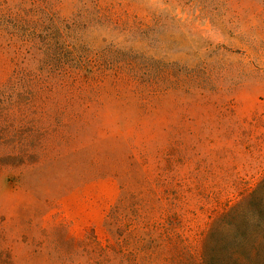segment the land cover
I'll use <instances>...</instances> for the list:
<instances>
[{"label":"rangeland","instance_id":"rangeland-1","mask_svg":"<svg viewBox=\"0 0 264 264\" xmlns=\"http://www.w3.org/2000/svg\"><path fill=\"white\" fill-rule=\"evenodd\" d=\"M260 185L264 0H0V264H205Z\"/></svg>","mask_w":264,"mask_h":264},{"label":"trees","instance_id":"trees-1","mask_svg":"<svg viewBox=\"0 0 264 264\" xmlns=\"http://www.w3.org/2000/svg\"><path fill=\"white\" fill-rule=\"evenodd\" d=\"M263 185L234 207H228L223 221L228 232L216 243L217 255L207 254L205 264H255L264 253ZM210 249H213L210 245ZM214 256V257H213ZM264 262V258H263Z\"/></svg>","mask_w":264,"mask_h":264}]
</instances>
